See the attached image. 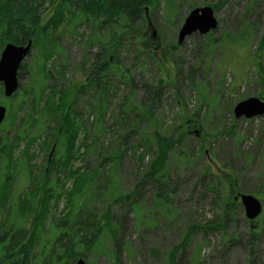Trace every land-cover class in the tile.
I'll return each instance as SVG.
<instances>
[{
    "label": "rangeland",
    "instance_id": "rangeland-1",
    "mask_svg": "<svg viewBox=\"0 0 264 264\" xmlns=\"http://www.w3.org/2000/svg\"><path fill=\"white\" fill-rule=\"evenodd\" d=\"M204 5H216L213 9L218 22L216 29L204 35L191 34L178 44L177 35L185 17L192 8ZM154 9L150 12L149 8L150 26L145 29L144 17L138 29L140 36L133 40V33L125 34L118 52L122 69L132 74L139 88L158 77L168 82L155 111L154 125H149L147 130L154 126L158 132L173 138L187 132L166 163L172 194L167 198L157 197L155 187L147 182L129 202L117 201V195L136 188L139 182L136 167L144 170L154 150L150 152L147 146L135 142L137 149L123 155L116 168L113 162L104 160L101 152L116 143L121 131L112 128L111 122L122 97L133 96L134 103L143 94L141 89L132 93L115 72L111 73L107 82V87L112 85L106 99V115L98 120L97 102L91 101L89 95H77L76 90L86 84V74L99 45L108 44L111 35L120 32L124 25L118 22L97 28L67 15L53 33L58 42L53 55L44 60L41 48L32 45L23 60L16 93L4 97L0 92V104L6 107L0 125V146L6 145V153L0 154V180L9 173L10 184L7 202L0 205L1 233L22 217L15 209L19 195L29 194L35 188L30 205L31 223L27 224L31 230L42 192L51 188L53 196L44 226L38 230L42 234L40 243L34 245L32 254H38L43 245L49 244L53 233L62 228L61 221H70L77 208L86 205L97 214V219L109 210L112 222V233L103 230L92 245L82 250L86 264H171L173 252L178 264H264V207L263 214L247 220L243 206L237 203L227 212L228 223L223 228L202 231L208 221L218 220L225 213L222 203L215 202L217 196L220 200H234L238 190L264 202V115L250 119H236L233 115L237 102L258 97L262 88L257 65L264 69V0H174V9L164 3ZM52 11L47 7L42 22ZM242 31L248 35L245 41L238 37ZM210 36L214 42L207 45ZM148 52L156 59H150ZM43 61L48 79L40 69ZM177 69L180 77L175 79ZM65 89L69 90L79 123L95 128L88 141L94 143L87 146V154L86 149L79 150V143L85 137L78 130L79 140L68 165L58 164L48 171L47 160H64V153L55 148L54 155L50 154L48 140L57 128L52 109V101L56 99L46 105L45 98L51 95V90ZM31 98L36 99L30 108ZM7 147L14 150L11 168H5ZM25 155L31 157L26 159ZM97 164L103 172L97 182L109 180L111 187L95 189L94 184L86 182L74 195L71 206H67V192L74 188L75 178L69 172L76 168L94 170ZM230 178L235 179L236 191L229 185ZM132 202L134 206L130 208ZM119 216H124L122 236L113 224ZM192 225L199 229L189 234ZM186 236L187 243L183 245Z\"/></svg>",
    "mask_w": 264,
    "mask_h": 264
},
{
    "label": "trees",
    "instance_id": "trees-1",
    "mask_svg": "<svg viewBox=\"0 0 264 264\" xmlns=\"http://www.w3.org/2000/svg\"><path fill=\"white\" fill-rule=\"evenodd\" d=\"M159 3H164L169 9H174V0H0V51L8 42L24 44L31 40L34 42L32 45H38L41 48L40 53L44 56V60L50 57L51 54L53 55V50H56L58 42L53 33L65 21L67 15L74 17L75 20H80L82 23L94 25L97 28H107L111 23L123 22V29L118 33L112 34L108 44H98L99 50L93 54L92 64L86 74L87 82L78 86L76 90L77 95L79 93L89 95L92 97L90 98L91 101L95 100L97 102L96 115L98 120L106 115V99L109 98L110 86L112 85L110 83L107 87V82L111 73L115 72L118 75V80L126 84L132 93L138 89L142 91L143 95L134 103H132L133 96L122 97L124 99L119 102L118 112L112 116L113 121L111 122L112 128L116 127L118 132L120 128L121 131L117 140H115L116 143H111L110 146L104 147L103 152H101L103 156L105 155L104 160L107 159L108 162H113V166L116 168L123 155L130 150L135 151L137 149L135 148V142L138 145L147 146L150 152L151 149L154 150L144 170H140L139 166L136 167L139 175V182L135 184L136 188L130 193L117 195L116 199L118 202H129L140 193V190L147 182L155 187L157 197L166 195L165 197L167 198L172 194L173 190L169 185V178L166 176V163L171 151L187 137L186 131L180 133L178 138H173V136L158 132L154 126L147 130L149 125H154L155 111L161 102L168 82L164 78L158 77L153 82L142 83L139 88L132 74L128 70L122 69L123 63L118 52V48L123 44L125 34L133 33L131 34L133 40L140 36L138 29H140V21L144 17L146 20L145 29L149 27L146 18L147 15L149 17V8L150 12H153ZM211 6L213 9L216 7V5ZM47 7H51L53 11L46 21L42 22V16ZM211 36L207 39V45H211L214 42ZM247 36L242 31L238 37L245 41L248 39ZM152 49L153 47L150 50ZM150 53L148 52L147 56L150 59H156ZM45 65V61L40 63V69L42 76L48 79V69ZM257 66L260 72L259 84L262 87L258 93V98L264 100V69L261 68L260 64ZM19 69L20 71L24 69L23 63ZM178 77H180V72L177 69L174 78ZM0 92H2V87H0ZM35 99L31 98L30 108L35 103ZM52 99H56L52 101V109L56 114L57 128L52 138L50 137L48 140L47 145L50 148V154L53 152L54 155L55 148H57L55 149L56 151L63 152L64 160H61V158L56 160L49 158L45 167L48 171L56 168L58 164L62 166L68 165L73 157L72 151L79 140L80 133H78V130L80 129L83 131L82 134L85 138L80 141L79 150L86 149L85 152L87 154L89 152L87 146L90 147L94 143V140L91 143H88V141L92 138L91 133L95 130L93 125H91L92 128L90 129L87 125L83 124L82 126L79 123L78 112L69 100V90H51V95L45 98V104L48 105L49 100L51 101ZM101 124L104 123L101 122ZM5 147V143L0 146V154L6 153ZM200 148H203V144L200 145ZM7 149L8 153L6 156L8 159L5 160L7 165L5 168H11L10 164L14 163L12 157L14 150H11L10 147H7ZM25 156L26 159L31 157L30 155ZM141 159L143 161V156H141ZM100 167L101 165L97 164L94 170L81 171V168H76L69 172V175L75 176V178L74 188L67 192V206H71L69 204L72 202L74 195L86 182L90 185L94 184L95 189L102 188L105 190L111 187L109 180H104L105 182L102 181L101 184L97 182L100 174L103 173L100 171ZM8 175L9 173L5 175V179L0 180V205L7 202V191L10 186ZM230 180V187L236 191L235 179L230 178ZM34 189L29 194L23 192L17 199L15 209L22 217L13 222L4 233H1L0 230V264H72L81 257L82 250L85 247L95 242L100 232L106 230V232L112 233L110 224L112 223L110 221L111 212L109 210L105 211L100 219H97V214L94 213L92 208L80 205L73 215L69 214L71 215L70 221H61L60 225L62 228L58 232L53 233L48 245H43L46 250L40 248L38 254H32L31 250L34 245L38 241L40 243L39 238L42 234H39L38 230L40 232L44 226L49 202L53 196L51 188L44 189L40 208L37 210L35 217H33V225L31 230H29L27 224L31 223L33 208L30 205H32L31 200H33ZM211 190H214V188H211ZM217 194L216 190L215 195ZM220 198V196H217L215 202L222 203L221 206L224 208L225 213L219 218L220 220L213 219L208 221L202 231L216 229L215 227H222L228 223L227 212L234 208L237 202L230 198L221 200ZM133 206L132 202L130 208ZM123 217H117V221L113 223L119 232V236L123 235ZM195 229L199 228L192 225L188 233L191 234ZM251 234L254 235L252 232ZM187 239L188 236L184 238L183 245H185V242L187 243ZM170 260L171 264H178L174 252L171 253Z\"/></svg>",
    "mask_w": 264,
    "mask_h": 264
},
{
    "label": "water",
    "instance_id": "water-1",
    "mask_svg": "<svg viewBox=\"0 0 264 264\" xmlns=\"http://www.w3.org/2000/svg\"><path fill=\"white\" fill-rule=\"evenodd\" d=\"M147 10V9H146ZM148 25L150 20L146 16ZM217 19L214 10L210 5L192 8L185 17L183 24L177 35V43L181 44L184 39L194 33L201 35L216 29ZM32 46V41L28 40L25 44H15L8 42L0 51V84L3 88L5 97L12 96L19 87L17 76L19 67L28 55ZM6 114V107L0 104V124ZM233 115L236 119H250L255 116L264 115V100L256 96L248 97L235 104ZM239 198V203L244 208L245 217L248 220L255 219L262 211L264 202L249 193H238L235 199ZM72 264H86L83 258L75 260Z\"/></svg>",
    "mask_w": 264,
    "mask_h": 264
},
{
    "label": "flooded vegetation",
    "instance_id": "flooded-vegetation-1",
    "mask_svg": "<svg viewBox=\"0 0 264 264\" xmlns=\"http://www.w3.org/2000/svg\"><path fill=\"white\" fill-rule=\"evenodd\" d=\"M25 43H26V42H25ZM25 43H24V44H25ZM15 44H18V43H15ZM19 68H20V67H19ZM21 72H22V71H20V69H19V70H18V73H17L18 78H20L19 75H20ZM0 87H2L1 84H0Z\"/></svg>",
    "mask_w": 264,
    "mask_h": 264
}]
</instances>
